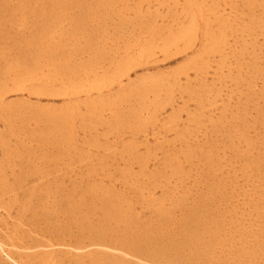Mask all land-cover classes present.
Here are the masks:
<instances>
[{
    "label": "bare ground",
    "instance_id": "1",
    "mask_svg": "<svg viewBox=\"0 0 264 264\" xmlns=\"http://www.w3.org/2000/svg\"><path fill=\"white\" fill-rule=\"evenodd\" d=\"M0 264H264V0H0Z\"/></svg>",
    "mask_w": 264,
    "mask_h": 264
},
{
    "label": "rangeland",
    "instance_id": "2",
    "mask_svg": "<svg viewBox=\"0 0 264 264\" xmlns=\"http://www.w3.org/2000/svg\"><path fill=\"white\" fill-rule=\"evenodd\" d=\"M182 55L178 54V55H174L173 57L167 58V59H159L160 62L158 64H161V67H171L173 65L176 64L177 60L175 61V59H179ZM133 76V75H132ZM131 76V77H132ZM20 92H13V93H8L5 95V97L8 98H15L17 94H19ZM42 101H47V100H54L55 102H57L59 100L58 97H53V98H47V97H41ZM31 99H36L35 96L31 95ZM170 107H165L164 112H166ZM80 166V163L77 162L73 165H71L70 167L64 166L62 169L63 170H68V171H76L77 168ZM156 192H158V190H156Z\"/></svg>",
    "mask_w": 264,
    "mask_h": 264
}]
</instances>
